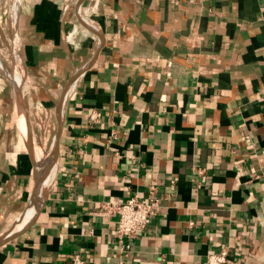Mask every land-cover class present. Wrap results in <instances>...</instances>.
Wrapping results in <instances>:
<instances>
[{
    "label": "crops",
    "instance_id": "obj_1",
    "mask_svg": "<svg viewBox=\"0 0 264 264\" xmlns=\"http://www.w3.org/2000/svg\"><path fill=\"white\" fill-rule=\"evenodd\" d=\"M70 1L68 19L59 0L19 15L36 85L0 127V235L29 206L35 149L57 134L58 154L0 264H120L116 217L99 203L151 188L156 214L121 264H206L222 248L226 264H264V0ZM78 1L93 27L73 24Z\"/></svg>",
    "mask_w": 264,
    "mask_h": 264
},
{
    "label": "built area",
    "instance_id": "obj_2",
    "mask_svg": "<svg viewBox=\"0 0 264 264\" xmlns=\"http://www.w3.org/2000/svg\"><path fill=\"white\" fill-rule=\"evenodd\" d=\"M99 115L91 114L92 122L98 121ZM259 176L264 178V172ZM154 188L150 189V195L147 200L140 199L136 195L123 201L104 200L99 203L97 214L102 217H116V229L114 237L118 244V250L122 263L123 259L129 254V241L134 238L137 232L144 230L156 214L158 201L154 197ZM71 264H84L80 255L71 257ZM228 261V250L222 248L219 251L206 255V264H226Z\"/></svg>",
    "mask_w": 264,
    "mask_h": 264
},
{
    "label": "bare ground",
    "instance_id": "obj_3",
    "mask_svg": "<svg viewBox=\"0 0 264 264\" xmlns=\"http://www.w3.org/2000/svg\"><path fill=\"white\" fill-rule=\"evenodd\" d=\"M11 2H12V0H11ZM17 4H18V0H14V4H13V6L11 8L12 22H13L14 25L16 24V19H17V12H18L17 11ZM78 11H80L79 12L80 21H81L80 26H90L91 27L92 23L85 16V14L82 13V9H81L80 5H79V8H78ZM74 19H76V18H74ZM75 23H76V20H73V24H75ZM1 38H2V36H1ZM68 39L69 40L72 39L71 35H68ZM19 46H20L19 36H18V34H15L14 39H13V51H12V53H13L12 62L14 64L15 69L21 63L20 56L17 54V51L19 50L18 49ZM0 70L5 73V76L9 80L13 81L15 86L20 87L22 85L23 76H22L21 72L14 71L12 73H9L8 71L5 70V68H4V66H3V64L1 62H0ZM76 78L71 83L70 87L67 89L65 97H63V101L61 102L60 106L57 107L58 108L57 115L60 117L59 119H61V112H62V108H63V104H64V100L66 98V95L73 88V85H74V82H75ZM24 105H25V101H24ZM57 108H56V110H57ZM19 127H20L22 133L26 135V125H25V121H24L23 117H21L19 119ZM50 145H51L50 149L47 150L46 152H44V150L42 148H39V147H37L35 149V153H36V155H35L36 156V163H35L36 189H35L32 197L30 199V203H29V206L27 207L26 211L23 214L21 213L22 215L18 218L15 226L8 233H12L13 232L12 234L14 235L19 230L24 229L26 226H28L31 223V221L33 220V218L35 217V215L38 212V210L40 209V207H41V205L43 203V200L46 197L47 189L49 188V186H50V184H51V182H52V180L54 178V175H55L56 164H57V154H58L55 138L53 139V141H52V143ZM33 190H31V191H33ZM14 220H15V218H14ZM8 233H5L4 235H0V237L2 238L3 236H5ZM12 234H11V236H12ZM9 237H10V235L8 237L4 238L3 240H6ZM3 240H1V241H3Z\"/></svg>",
    "mask_w": 264,
    "mask_h": 264
},
{
    "label": "rangeland",
    "instance_id": "obj_4",
    "mask_svg": "<svg viewBox=\"0 0 264 264\" xmlns=\"http://www.w3.org/2000/svg\"><path fill=\"white\" fill-rule=\"evenodd\" d=\"M31 1L32 0H18L17 19H19L20 13L22 12V10L25 9L26 5H28ZM59 1L64 5V7H66L65 8V16H67L66 19H68V17L70 18V15H72V12H73L72 1L70 0H59ZM13 4H14V0H12V2L11 0H0V33H1L0 34V62L3 64L5 70L8 71L9 73H12L14 71L21 72L23 76V83L20 87H18L19 90L23 91L24 89L26 91H29L28 93L30 92L32 93L31 90L35 89L36 84L33 85L32 82H28L26 80L22 63H20L17 66L16 68L17 70H16L12 62L13 39H14L15 34H18V24H17L18 20L16 19L15 25L12 22L11 8ZM77 10H78V6H77L76 11L73 14L72 20H76V23H79L80 25L81 21H80V16L77 14ZM70 31L75 32L76 30L74 29V27H71ZM18 49H20V46L18 47ZM17 54L19 55V50L17 51ZM16 87L17 86H15L13 81L9 80L5 76V73L0 70V127L3 125V123L6 120H8L10 117H12V115H14L13 108L15 105V101H17L16 95H15ZM24 99L25 98H23V103H24ZM51 142H52V139L47 140L46 149L44 150V152L50 149ZM12 233H8L2 238L0 237V241L8 237Z\"/></svg>",
    "mask_w": 264,
    "mask_h": 264
},
{
    "label": "water",
    "instance_id": "obj_5",
    "mask_svg": "<svg viewBox=\"0 0 264 264\" xmlns=\"http://www.w3.org/2000/svg\"><path fill=\"white\" fill-rule=\"evenodd\" d=\"M79 5H80V2H78V5L77 6H79ZM15 95H16L17 102L19 104H22L23 103V100H22L23 98H22L21 92H20V90H19L18 87H16V89H15ZM27 125H28V122H27ZM28 126H27V130H28V132H27L28 137L27 138H28V142L31 143V136H30V131H29V127ZM55 142H56V147H57V151H58V137H57V135L55 137ZM35 189H36V180H35V188H34V191H35Z\"/></svg>",
    "mask_w": 264,
    "mask_h": 264
}]
</instances>
